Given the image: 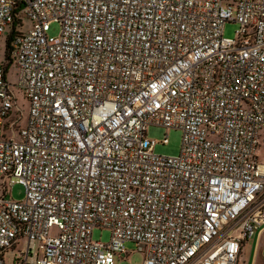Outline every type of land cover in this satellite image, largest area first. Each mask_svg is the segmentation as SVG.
<instances>
[{
  "label": "built area",
  "instance_id": "obj_1",
  "mask_svg": "<svg viewBox=\"0 0 264 264\" xmlns=\"http://www.w3.org/2000/svg\"><path fill=\"white\" fill-rule=\"evenodd\" d=\"M17 18L29 114L0 61V264H115L127 242L142 264H241L264 228V0H0V39ZM152 125L183 131L179 155Z\"/></svg>",
  "mask_w": 264,
  "mask_h": 264
},
{
  "label": "rangeland",
  "instance_id": "obj_2",
  "mask_svg": "<svg viewBox=\"0 0 264 264\" xmlns=\"http://www.w3.org/2000/svg\"><path fill=\"white\" fill-rule=\"evenodd\" d=\"M32 23L30 20L25 19L24 27H19L22 31H27L31 28ZM239 28V25L235 22H228L224 28V36L229 38L236 37V31ZM11 33V28H8L4 35L0 39V61L4 62L7 58L8 52V39ZM49 36L58 37L61 34V24L59 22H52L50 26V31L48 32ZM8 81L13 85L16 95L19 98V104L23 109L24 116L20 125L26 126L28 122V114H29V102L24 97L23 92L17 87L19 82V73L17 67L13 64L11 65L8 73H7ZM147 135L151 139H155L157 141V145L155 147V152L157 154L166 155V156H177L181 152L182 147V138L183 131L181 129L176 128H165L161 126L152 125L148 128ZM168 135V142L166 144L163 143L165 136ZM258 160L260 162H264V143L258 149L257 152ZM8 197L16 200L22 201L25 199V187L19 183H14L9 186ZM112 232L109 228L96 227L93 230V240L100 241L102 243H109L111 240ZM23 241H21V245L16 248V250H20ZM40 244V242H38ZM126 249L129 252L127 257L121 258L116 256L115 264H142L144 259L146 258L145 252L138 249V246L134 242H127ZM258 251L257 245V234L253 235L248 239L243 255L240 259L241 264H264V235L262 237L261 247Z\"/></svg>",
  "mask_w": 264,
  "mask_h": 264
},
{
  "label": "trees",
  "instance_id": "obj_3",
  "mask_svg": "<svg viewBox=\"0 0 264 264\" xmlns=\"http://www.w3.org/2000/svg\"><path fill=\"white\" fill-rule=\"evenodd\" d=\"M21 25H23L22 20L20 18H17L15 26H14V30L11 31L9 39H8V46L9 47H8V52H7V58L5 61L6 62V71H9L11 65H13L12 56H11V49H10V42H11L13 36L18 33V31L16 30L17 26H21Z\"/></svg>",
  "mask_w": 264,
  "mask_h": 264
},
{
  "label": "crops",
  "instance_id": "obj_4",
  "mask_svg": "<svg viewBox=\"0 0 264 264\" xmlns=\"http://www.w3.org/2000/svg\"><path fill=\"white\" fill-rule=\"evenodd\" d=\"M264 235V228L257 234V245H258V251L257 253H259V249L261 247V242H262V237Z\"/></svg>",
  "mask_w": 264,
  "mask_h": 264
}]
</instances>
